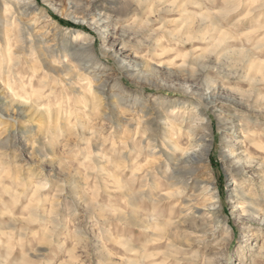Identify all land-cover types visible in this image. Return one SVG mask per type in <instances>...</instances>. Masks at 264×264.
I'll return each instance as SVG.
<instances>
[{"label": "rangeland", "instance_id": "1", "mask_svg": "<svg viewBox=\"0 0 264 264\" xmlns=\"http://www.w3.org/2000/svg\"><path fill=\"white\" fill-rule=\"evenodd\" d=\"M11 1L37 6L23 19L52 47L55 64L97 80L91 92L87 79L74 77L84 92L78 93L35 56L37 74L23 90L13 76L24 72L26 82L33 70L0 55V264H264V214L243 211L234 197L235 190L256 196L260 184L248 179L258 172L238 174L235 183L229 171L234 162L249 165L241 159L246 145H264V0ZM102 81L103 92L95 87ZM115 94L122 98L118 113L134 123L127 138L135 148H124L125 162L124 125L118 130L110 113ZM165 101L186 113L194 136L210 134L206 164L219 193L214 214L206 215L210 193L184 184L174 187L181 192L175 207L154 209L147 197L133 206L112 177L128 178L125 164L148 168L145 152L136 160L147 135L136 130L137 120L150 122ZM131 187L138 190L140 181ZM132 214L166 225L139 228L129 222Z\"/></svg>", "mask_w": 264, "mask_h": 264}, {"label": "bare ground", "instance_id": "2", "mask_svg": "<svg viewBox=\"0 0 264 264\" xmlns=\"http://www.w3.org/2000/svg\"><path fill=\"white\" fill-rule=\"evenodd\" d=\"M36 9H37V6L33 3H31L29 5H21L19 3H14L11 0H0V55L7 56V57H9V59H13L15 57L16 62H14V65H12V66L17 65L20 68V67H24L23 65L28 64L27 66L29 67V69L33 70L32 75L30 77H28L29 78L28 81L25 82L26 79H24L25 78L24 72H21V71H18L16 76H13V79H15L14 81L17 80L20 83V86L22 87V89L25 90L27 82H29V83L32 82V79H33V77H35V73L37 72V69L39 68L36 64L31 63L32 58L37 56L40 59V61L43 62V65L46 68L47 72L53 71V72L58 73V77L55 78V80L59 79L60 77H64L63 81L68 82L69 89L73 88L72 90H75L78 93L83 94L84 92L81 89L82 87L79 88V86H76L74 84V81H72V80L74 77L77 78L76 80H81V79L86 80L87 79L88 80V88L92 92L93 82H94V80H97L96 76L93 79L91 76H89L86 73L82 74V73L73 71V69L71 68L72 66H70L66 62L61 63V64H55L57 61L54 62V60L51 59L52 58L51 55L54 52V50L51 49L52 47L47 46V43L45 42V39H43V36L41 34H39L38 32H35L33 30L30 21L28 22V21L23 19V15H29L30 13H32ZM189 36H190V34H189ZM39 59H38V62H39ZM21 60H22V62H21ZM19 61H20V63H19ZM34 61L36 62V60H34ZM123 67H127V66L124 65ZM7 68H8V66H7ZM17 70H18V68H17ZM32 70H30V71H32ZM47 72H44L43 76L48 75ZM12 73H14V72L12 71ZM5 76H7V75H5ZM48 78H49V75H48ZM106 81H107V79H106ZM106 81H102L101 84H99V85L97 84V86H95V87H97L98 91L103 92L105 90V88L107 86ZM40 82L42 85H45L47 83L44 80H40ZM11 89H13V87H11ZM53 89H54V86L52 87V90ZM26 93H27V91H26ZM16 94H18V93H16ZM86 95H87V93H86ZM41 96H43V95H41L40 91H39V93L37 95H35V97H36L35 99H39V102H41L40 101V99L42 98ZM81 97H82V95H81ZM115 97L117 98V102H115V104H111L110 113L114 117L115 116L118 117V119H117V117L114 118V119H116V121H114V122L117 123L118 130L122 127V125H124L123 126L124 128L122 129L123 136L121 138H123V140H124V141H122V144L124 146L125 145L126 146L122 148L123 150L120 151L119 156H120V158L124 159V162H125V160H128V158H129V151H128V149L125 150L124 148H126L128 145L130 147V150L135 148L131 143L128 142V138H127V134L130 133L134 129L133 128L134 123L132 121H130L133 119V117L132 118L126 117L125 114L122 113V111L118 113L117 107H118V105L122 104V102H121L122 98L120 96H118V94H115ZM118 99L120 100V103H118ZM79 102H81V101H79ZM169 102L171 103V101H168V102L165 101V103H163V107H159V108L154 109L153 117H151L152 119H149L150 122L146 121L145 119L144 120L146 122L143 121L144 123L140 120H137L138 122H137L136 130L142 128L144 133L147 132V135H146V140L145 139L143 140L146 143L142 144V146L138 149L139 153L136 155V160L139 158L140 153L145 152L147 154V157H148V162H147V165L149 164L148 168H145L146 166L143 167L139 164H136V165H132V164L126 165L125 164L124 165L125 169H127V168L130 169L129 177L125 178V177H123V174L120 175L119 173H118V175H117V173H114L112 175V177L115 179V181H117L119 183L118 185L122 189V194L125 197L129 198L130 204L133 206H137L139 201L142 200V198H144V197H147L152 202V204H153L152 206L154 209L158 205H160V203H165V202L167 204H170V205L172 204L174 206L176 201L173 200V197H176V196L181 194L180 191L174 190V187L176 188L177 185L184 184L186 187L192 185L195 190L204 189V190L208 191L210 193L209 194L210 200H213V203L210 205L209 211L206 213V215L214 214L217 212L216 210H217L218 203H219V193H218L216 184L214 182H212V176L210 174L209 167L206 164L207 159L209 157L210 148L212 146L210 134H208V133L203 134L202 133V135L194 136V132L192 131V129H189V130L186 129V123L185 122L188 118V117H185L186 113L181 114L180 112L182 110H178V108H170V105L167 104ZM59 105H60V102H59ZM52 111H53V109H52ZM74 111H76V110H74ZM143 111H144L143 109L141 111L139 110V112H143ZM63 112H64V110H63ZM103 112H102V114H103ZM106 112H104V113L106 114ZM133 112H135V111L133 110ZM85 113H86V111H85ZM69 114H71V113H69ZM69 114H67V115L69 116ZM93 114H91V115H93ZM110 118L113 119L112 116ZM139 118L140 119L142 118L141 114H139ZM162 118L169 121V123L167 122L168 123L167 128L161 127L159 122H160V119H162ZM206 121H209V120H206ZM204 123H203V126L205 125V127L207 128L208 123L207 124H204ZM89 124H90V122H89ZM89 124H86V125H89ZM147 124H148V126H147ZM168 127H169V129H168ZM95 129H96V127H95ZM205 130H207V129H205ZM242 131L244 133V135H242V136L245 139H247L250 128L244 127ZM254 133H255V131H254ZM83 138H84V136H83ZM256 139L257 138L249 139L250 143L251 144L254 143ZM260 140H261V138H260ZM103 144L104 143H102V145ZM253 145H256V147L258 149H254V148H252L250 146L248 147L246 145V148H245L246 154L244 153L245 155L241 156V159L247 158V163L249 165L240 166L234 162L230 166L229 171H230V176L235 181V183H237L236 175H238V174L245 175L247 170H249V171L255 170L258 172L257 175L253 176V178L248 179L252 183H259L260 184V185H258L259 187H257L256 191L253 192L254 194H256L257 197L255 196L256 197L255 198V197L249 195L247 192L242 191V190H241L242 192L235 190L236 194L234 197L237 198V200L241 204V208H243V211L251 210L252 213H258V214L262 215V214H264V212H262L263 211L262 205L264 204V174H263L264 173V145L262 143H260V144L254 143ZM115 148L116 147L112 145L111 150L107 152V156L110 157L114 153L113 151ZM96 149H97V147H96ZM101 149H102V147H101ZM104 157H106V155ZM102 158H103V156H102ZM149 159H151V160H149ZM104 163H105V161H104ZM104 167L106 170V166H104ZM105 173H106V171H105ZM203 175H206V176H203ZM200 176H203V177H200ZM106 177H107V175H106ZM259 178H261V180H259ZM137 180L140 181V188L138 190H134L131 187V184L135 183V181H137ZM164 184L166 185V189H161L162 185H164ZM144 187H147V190H145ZM186 187H185V189H186ZM232 193H234V191H232ZM189 201H193V198H191ZM173 206H171V207H173ZM190 209L194 210V212H193L194 214H196L197 212L200 211L195 206L190 207ZM171 210H173V209L171 208ZM182 210L184 211L185 209L182 207ZM127 214H129V213H127ZM128 216H127V218H128ZM153 219H157L156 214L153 215ZM128 220L131 224H133L139 228L151 230L152 232L154 229H156V230L157 229H163L166 225L163 222H152L150 220L144 221L141 217H138L134 214L130 215ZM156 221H159V220H156ZM170 236H172L174 238H179L177 234H173V233H171ZM137 251H138V249H137ZM261 251H263L262 253H264V249H261ZM149 253H151V252H149ZM146 257H147V255H146ZM137 262H139V261H137ZM134 263H136V262H134Z\"/></svg>", "mask_w": 264, "mask_h": 264}, {"label": "trees", "instance_id": "3", "mask_svg": "<svg viewBox=\"0 0 264 264\" xmlns=\"http://www.w3.org/2000/svg\"><path fill=\"white\" fill-rule=\"evenodd\" d=\"M68 24H70L69 22H67Z\"/></svg>", "mask_w": 264, "mask_h": 264}]
</instances>
